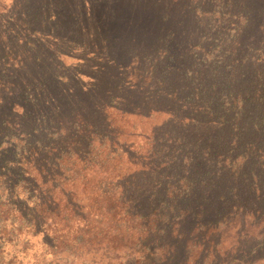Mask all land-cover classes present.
Listing matches in <instances>:
<instances>
[{
  "label": "trees",
  "instance_id": "16d2710c",
  "mask_svg": "<svg viewBox=\"0 0 264 264\" xmlns=\"http://www.w3.org/2000/svg\"><path fill=\"white\" fill-rule=\"evenodd\" d=\"M145 2L0 12V264H264V0Z\"/></svg>",
  "mask_w": 264,
  "mask_h": 264
},
{
  "label": "rangeland",
  "instance_id": "374dc122",
  "mask_svg": "<svg viewBox=\"0 0 264 264\" xmlns=\"http://www.w3.org/2000/svg\"><path fill=\"white\" fill-rule=\"evenodd\" d=\"M107 1H110V0H107ZM142 2H145V0H141ZM124 2L127 4V8H129V10L135 12L137 11L138 13L141 12V13H144L145 15H149L151 16L152 18H154V20L156 21L157 18L155 16V13L152 12L147 6H143L142 4H140V0H124ZM7 3H8V0H0V12H4L6 9H7ZM137 7V8H136ZM153 20V21H154ZM159 29L155 26H153L152 24L151 25H148L146 27V30L145 31H141L143 32V35H146L148 33H156V31L158 32V34H161L163 32V28L161 27V25L157 22ZM135 31H138L137 30V26H135V28L131 29V32H135ZM140 32V31H138ZM129 37H126L125 39H123L122 41V48L124 51L128 50L130 48V42L127 41L126 39H128ZM129 40V39H128ZM124 42V43H123ZM161 60H158L157 62V65L154 67L155 68V73H160L162 71V64L160 62ZM59 264H63L62 262H60ZM93 264H98L97 262L96 263H93Z\"/></svg>",
  "mask_w": 264,
  "mask_h": 264
}]
</instances>
